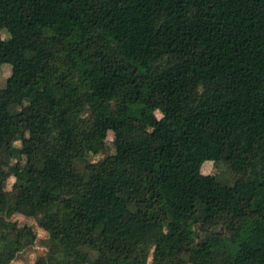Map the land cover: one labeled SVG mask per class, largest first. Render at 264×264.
Wrapping results in <instances>:
<instances>
[{
  "label": "trees",
  "instance_id": "1",
  "mask_svg": "<svg viewBox=\"0 0 264 264\" xmlns=\"http://www.w3.org/2000/svg\"><path fill=\"white\" fill-rule=\"evenodd\" d=\"M1 63L0 264L15 212L33 264H264V0H0Z\"/></svg>",
  "mask_w": 264,
  "mask_h": 264
},
{
  "label": "rangeland",
  "instance_id": "2",
  "mask_svg": "<svg viewBox=\"0 0 264 264\" xmlns=\"http://www.w3.org/2000/svg\"><path fill=\"white\" fill-rule=\"evenodd\" d=\"M58 8L59 6L53 8V10H57ZM1 36L3 39H5L3 41V48L8 49L11 43L6 40L7 34L4 30H1ZM9 70H10V65L8 63L0 64V86L3 85L5 81V77L7 76ZM155 114L158 116L160 113L156 110ZM16 132L19 133L20 129L17 128ZM111 139H112V132L109 130L107 131L106 136H105L106 145H105L104 151L95 153L96 142L93 138H88L85 142V149L87 151V157L90 159H95L99 156L104 155L105 153H111L113 151ZM201 171L204 173L206 172L216 173L221 178L231 180L230 171L228 170L225 164L220 163V162L217 164H214L212 161H204L201 166ZM12 180L13 178L11 176L7 178V183H6L7 188H10V184ZM127 215L128 213L124 212L122 214V217H126ZM10 218L15 220L19 224H22V223L30 224L36 235V238L31 245L21 249L20 251L16 253L14 257L15 261L13 262V264H33L35 257L44 251V247L41 244V239L46 237V232L36 225L35 220L31 216H25L23 214L15 212L11 214ZM185 264H191V263H185Z\"/></svg>",
  "mask_w": 264,
  "mask_h": 264
},
{
  "label": "crops",
  "instance_id": "3",
  "mask_svg": "<svg viewBox=\"0 0 264 264\" xmlns=\"http://www.w3.org/2000/svg\"><path fill=\"white\" fill-rule=\"evenodd\" d=\"M15 255H16V254H15ZM14 257H15V256H14ZM14 257H13V259H11L7 264H13V262L15 261V260H14V259H15Z\"/></svg>",
  "mask_w": 264,
  "mask_h": 264
}]
</instances>
